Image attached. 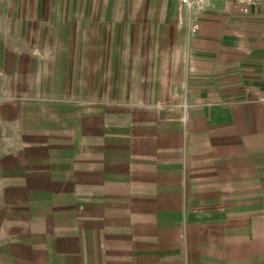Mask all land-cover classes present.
Returning a JSON list of instances; mask_svg holds the SVG:
<instances>
[{
	"label": "crops",
	"instance_id": "crops-1",
	"mask_svg": "<svg viewBox=\"0 0 264 264\" xmlns=\"http://www.w3.org/2000/svg\"><path fill=\"white\" fill-rule=\"evenodd\" d=\"M0 264H264V4L0 0Z\"/></svg>",
	"mask_w": 264,
	"mask_h": 264
},
{
	"label": "rangeland",
	"instance_id": "rangeland-1",
	"mask_svg": "<svg viewBox=\"0 0 264 264\" xmlns=\"http://www.w3.org/2000/svg\"><path fill=\"white\" fill-rule=\"evenodd\" d=\"M151 40V39H150ZM149 46H152L151 42L149 44ZM115 53V52H113ZM144 58L141 60V62L144 64H148L149 59H153L154 55L157 54V58H163L164 56V52L162 49H159L156 53L153 51H145L144 52ZM153 62V60H152ZM154 67H148L146 66H139V67H120V68H116L115 66H109L107 68H103V71H106L107 75L106 78L108 79V83L107 85V89L108 92L111 93L113 91H115V89H119L120 91H127V90H137V88L140 90L142 85L145 87V90H149L151 87V82H147L148 74L149 72L152 73L153 72ZM102 70V68H101ZM99 73V68L97 67H92V73L93 75H96ZM96 78L98 79L99 76H96ZM137 79H142L144 81H140V83L138 84L133 82V81H137ZM144 82V83H142ZM100 83H92V87H93V91H97L100 90ZM119 91V92H120ZM110 101V100H109ZM114 101V100H113Z\"/></svg>",
	"mask_w": 264,
	"mask_h": 264
},
{
	"label": "built area",
	"instance_id": "built-area-1",
	"mask_svg": "<svg viewBox=\"0 0 264 264\" xmlns=\"http://www.w3.org/2000/svg\"><path fill=\"white\" fill-rule=\"evenodd\" d=\"M181 3L187 8H192L195 3H204L205 0H180ZM237 5L238 10L243 14H248L252 8L259 7L264 4V0H233ZM199 25L192 24L191 30L193 32L197 31Z\"/></svg>",
	"mask_w": 264,
	"mask_h": 264
}]
</instances>
